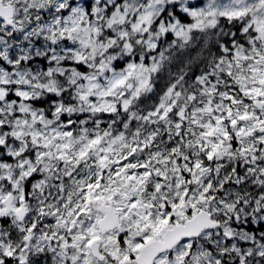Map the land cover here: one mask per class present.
Instances as JSON below:
<instances>
[{
  "label": "snow or ice",
  "instance_id": "6c2138e0",
  "mask_svg": "<svg viewBox=\"0 0 264 264\" xmlns=\"http://www.w3.org/2000/svg\"><path fill=\"white\" fill-rule=\"evenodd\" d=\"M0 264H264V0H0Z\"/></svg>",
  "mask_w": 264,
  "mask_h": 264
}]
</instances>
